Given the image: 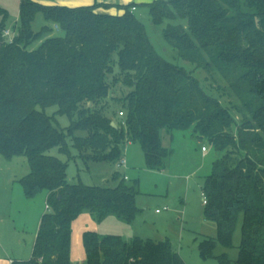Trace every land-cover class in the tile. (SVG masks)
<instances>
[{
  "label": "trees",
  "instance_id": "1",
  "mask_svg": "<svg viewBox=\"0 0 264 264\" xmlns=\"http://www.w3.org/2000/svg\"><path fill=\"white\" fill-rule=\"evenodd\" d=\"M145 6L152 24L166 22L161 34L190 71L157 54L129 6L109 15L23 0L12 42L1 36L6 14L0 11V154L26 158L23 191L27 197L46 191L48 206L32 257L11 264H71V226L81 213L97 222L115 215L129 223L140 212L135 182L114 173L113 187L69 183L67 162L48 153L53 147L69 156V139L84 161L116 162L134 142L149 169L163 170L171 155L162 145L163 130L189 132L214 154L202 193L203 218L215 223L217 236L199 242V256L264 264V0H157ZM37 12L62 35L31 48L52 31L48 25L32 30ZM114 54L118 81L130 89L118 121L98 107L108 94ZM49 105L68 116V127L52 124L44 112ZM239 219L237 260L215 256L216 242L231 245ZM82 243L86 264H185L168 239L85 231Z\"/></svg>",
  "mask_w": 264,
  "mask_h": 264
},
{
  "label": "rangeland",
  "instance_id": "2",
  "mask_svg": "<svg viewBox=\"0 0 264 264\" xmlns=\"http://www.w3.org/2000/svg\"><path fill=\"white\" fill-rule=\"evenodd\" d=\"M22 1L0 0V11L6 14L4 26L14 34L21 26ZM29 1L39 5L49 3V0ZM140 12L148 13L147 7L141 5L137 13ZM138 17L157 54L166 61L190 71L192 65L179 61L176 50L169 46L161 34L166 22L154 25L149 15ZM1 22L0 14V24ZM30 25L34 32L39 31L44 25L52 28L51 33L34 40L30 45L31 48L37 47L46 37L62 35V32L55 29L54 24L47 22L40 12L36 13ZM112 59L113 73L107 76L108 94L100 101L98 107H102L103 113L112 120L118 121L125 117V111L122 116L118 112L124 110L122 104L130 89L118 81L121 77H119L120 68L115 54ZM196 77L202 78L198 72ZM44 112L52 116L54 126L62 129L69 126L68 116L58 113L56 105L45 107ZM166 136L163 141L170 149L171 155L163 170L149 169L140 145L134 142L126 144L120 155V159L126 160L125 166H117L120 159L116 162L84 161L70 146L69 139H67L69 156L60 152L57 147H53L48 152L62 162H67L66 179L69 183L80 182L87 186L113 187L116 181L112 180V175L117 173L119 177L126 175L129 179L128 183L135 182L139 191L136 205L140 212L129 223L115 215H109L101 222H97L92 215H90L92 221H88L85 217L75 221L71 227L70 252L72 247H77L75 252L78 251V244L83 246L82 235L85 231H93L99 237L120 235L126 240L134 236L155 241L168 239L174 249L180 253L185 264H226L216 258L204 260L198 253V244L204 237L216 239L217 236L215 223L203 219L202 214V186L204 178L211 171L214 154L209 152L206 156L202 155L201 147H207V143L203 140L199 141L189 132L173 131ZM28 171V163L24 156L7 158L0 154V264L27 261L32 257L40 219L48 211L46 191H41L34 197L25 195L19 179ZM163 207L167 209L164 211ZM156 209L161 213H155ZM240 226L241 219L238 220L229 247L216 242L215 256L225 254L228 260H237L241 241ZM77 259L80 264H86L84 259L81 260L80 257Z\"/></svg>",
  "mask_w": 264,
  "mask_h": 264
},
{
  "label": "crops",
  "instance_id": "3",
  "mask_svg": "<svg viewBox=\"0 0 264 264\" xmlns=\"http://www.w3.org/2000/svg\"><path fill=\"white\" fill-rule=\"evenodd\" d=\"M154 1H157V0H49V3L46 4V5H43V6H60V7H67V8L92 7L93 8V11L95 13H98V14H109V15H121L125 11L124 8L126 6H129L131 8L134 7V10H132V12H134L137 15V17H138V16H148V13L147 12H142V13L140 12L138 14L137 11L141 7V5L145 6L146 4L152 3ZM140 14H142V15H140ZM164 134H165V131L164 130L161 131L162 145L164 147H167L164 144V141H163V139L167 138V136L165 137V135L167 134V132H166L165 135ZM127 144H129V143H127ZM201 152H202V150H201ZM209 152H211L210 147L207 148V151L206 152H202V155H205L206 156L207 153H209ZM123 177H126V180H129L126 175H124ZM163 208H162V210H164V211L167 209V208L166 209H163ZM157 210L158 209L155 210V213H157V214L161 213V211L157 212ZM202 214H203V211H202ZM80 217H85V219H87L88 221H92V219L90 220V214L84 212V213H81L72 222V224L75 223V221H77ZM76 248H73L72 247L71 252H70L71 264H73L75 262H76L75 264H80L78 262V259H77L79 257H80L81 260H83V259L85 260V253H84L83 246L81 247L80 244H78V251L75 252ZM10 264H11V262H10Z\"/></svg>",
  "mask_w": 264,
  "mask_h": 264
},
{
  "label": "built area",
  "instance_id": "4",
  "mask_svg": "<svg viewBox=\"0 0 264 264\" xmlns=\"http://www.w3.org/2000/svg\"><path fill=\"white\" fill-rule=\"evenodd\" d=\"M132 10H134V7L131 8V11H132ZM54 28H55V29H58L57 25H54ZM15 35H16V34L12 33V32L10 31V29H7V28L3 29L2 34H1L2 38L5 39L7 42H12V40H13V38H14ZM118 114H119L120 116L123 115V113H122L121 111H119ZM207 148H208V147H206V146H202V147H201L202 152H206V151H207ZM125 165H126V160H125V158H121V159L118 161L117 166H125ZM124 178L126 179V177H124ZM206 201H207L206 196L202 193V203L205 204ZM46 206H47V205H46ZM47 208H48V206H47ZM163 209H166V207H164ZM159 211H160V210H157V212H159Z\"/></svg>",
  "mask_w": 264,
  "mask_h": 264
},
{
  "label": "water",
  "instance_id": "5",
  "mask_svg": "<svg viewBox=\"0 0 264 264\" xmlns=\"http://www.w3.org/2000/svg\"><path fill=\"white\" fill-rule=\"evenodd\" d=\"M111 125L115 127V123L114 122H111Z\"/></svg>",
  "mask_w": 264,
  "mask_h": 264
}]
</instances>
